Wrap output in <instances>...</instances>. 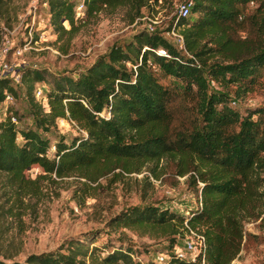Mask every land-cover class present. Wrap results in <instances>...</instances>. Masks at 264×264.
I'll return each mask as SVG.
<instances>
[{
	"label": "trees",
	"instance_id": "trees-1",
	"mask_svg": "<svg viewBox=\"0 0 264 264\" xmlns=\"http://www.w3.org/2000/svg\"><path fill=\"white\" fill-rule=\"evenodd\" d=\"M186 2L187 15L177 12L162 28L142 30L123 44L113 42L84 70L53 73L25 65L18 71L19 82L9 74L0 76V102L7 93L16 97L17 84H24L35 123L19 127L11 116L20 119L21 114L6 108L0 118V173L7 174L10 195L17 200L39 191L41 181L55 180L52 175L78 173L96 180L117 167L139 170L146 162L154 163L150 169L155 173L157 163L169 159L177 174H187L198 195L196 206L180 214L153 203L136 204L113 216L111 224L170 235L180 227L186 230V223L204 234L203 253L179 256L172 237L164 251L168 262L158 264H232L245 221L264 211V104L243 112L232 106L228 91L234 85L233 95L242 98L264 80V0ZM250 2L255 6L247 10ZM82 4L86 16L119 5L140 15L151 0ZM48 5L58 33L76 29L75 0H48ZM171 26H181L182 46L169 39ZM210 80L220 89L211 88ZM39 81L50 84L41 100L35 97ZM58 118L74 120L83 134L70 142L63 135L51 142L39 128L49 131ZM34 165L40 171L31 178L26 171ZM10 241L0 243V264H141L131 246L101 255L96 246L79 240L19 261L15 256L21 248Z\"/></svg>",
	"mask_w": 264,
	"mask_h": 264
},
{
	"label": "rangeland",
	"instance_id": "rangeland-1",
	"mask_svg": "<svg viewBox=\"0 0 264 264\" xmlns=\"http://www.w3.org/2000/svg\"><path fill=\"white\" fill-rule=\"evenodd\" d=\"M186 1L162 0L155 3L151 0L150 5L140 8V15H134L135 9L128 5H119L86 16L82 0H75L76 29L58 33L50 22L48 0H4L0 4V45L8 41L10 50L4 59L13 71L31 65L46 67L53 73L77 72L106 52L113 42L123 44L136 33L149 30L145 16L158 18L155 28H162L178 12V4ZM254 6L255 3L250 2L246 9L251 10ZM63 24L69 27L66 20ZM177 29L180 31L181 26ZM169 39L172 41L173 38L169 36ZM170 78L162 80L172 83ZM178 84L182 87L180 81ZM210 85L220 89L213 80H210ZM36 86L47 89L50 84L39 81ZM234 90V85L228 88L230 103L243 112L248 106L264 104V80L242 98L235 97ZM17 91L18 95L11 102H0V118L10 106L11 112L21 114L20 119L14 115L19 127L35 126L25 85L18 83ZM39 131L51 142L60 135L70 142L75 135L83 134L75 122L64 118H58L49 131L40 128ZM152 165L154 163L146 162L139 170L133 166L130 171L117 167L96 180L78 173L62 177L52 175L55 180L41 181L39 191L26 192L17 200L10 195L13 190L7 187V174L1 172L0 243L7 245L13 240L21 248L15 256L19 261H24L29 253L55 250L61 246L65 248L72 240H79L90 248L96 246L101 255L118 246L128 245L136 250L141 264H158L161 255L167 258V254L161 252L166 251L173 237L176 242L174 250L192 257L193 252L184 246L187 238L184 228L163 235L144 226L111 224L113 216L136 204L153 203L180 214H187L191 207L196 206L198 195L188 183L187 174H177L173 161L166 158L155 166L158 176L150 169ZM39 171L40 168L34 165L26 174L33 178ZM261 173L264 176V170ZM244 230L241 248L231 263L264 264V211L259 218L245 221Z\"/></svg>",
	"mask_w": 264,
	"mask_h": 264
},
{
	"label": "built area",
	"instance_id": "built-area-1",
	"mask_svg": "<svg viewBox=\"0 0 264 264\" xmlns=\"http://www.w3.org/2000/svg\"><path fill=\"white\" fill-rule=\"evenodd\" d=\"M189 2H182L180 4H178L177 6V11L180 15L184 16L187 15L189 13ZM145 18H147V27L149 30H152L155 26V24L158 22V18H152L151 16H145ZM168 35H170L175 42H177V44H179V46L183 45V35L182 33L174 26H171L168 30H167ZM10 50V46L8 41H3L2 44L0 45V72L1 75H6L9 74L10 76L13 77L15 82H19L20 79V74L18 71H13V69L11 68V66L8 64V62L5 61L4 57L5 55L9 52ZM161 52H164L163 49H159ZM43 88L41 87H36L35 88V96L37 97V99L41 100L43 98ZM13 99V97L10 94H6L5 98H4V103H8L11 102ZM11 119L15 121V116L12 115ZM64 119H68L72 122H74V120L70 119V118H64ZM186 231H187V238H185L184 241V246L186 249H188L189 251L193 252V256L191 258H194L197 254H202L203 251L206 248V240H205V236L202 232L193 230L192 228H190L186 223ZM161 253H166V252H161ZM176 253L179 256H185L183 252L181 251H176ZM167 254V258H164L162 255L160 256V261L159 263H167L168 262V258L169 255ZM202 261L204 260V258H201Z\"/></svg>",
	"mask_w": 264,
	"mask_h": 264
}]
</instances>
